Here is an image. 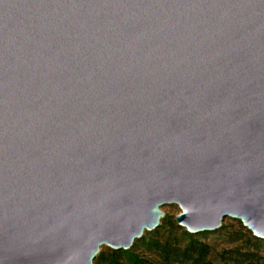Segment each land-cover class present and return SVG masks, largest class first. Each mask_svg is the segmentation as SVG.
<instances>
[{"label":"water","instance_id":"obj_1","mask_svg":"<svg viewBox=\"0 0 264 264\" xmlns=\"http://www.w3.org/2000/svg\"><path fill=\"white\" fill-rule=\"evenodd\" d=\"M166 205L264 240V0H0V264H95Z\"/></svg>","mask_w":264,"mask_h":264},{"label":"rangeland","instance_id":"obj_2","mask_svg":"<svg viewBox=\"0 0 264 264\" xmlns=\"http://www.w3.org/2000/svg\"><path fill=\"white\" fill-rule=\"evenodd\" d=\"M162 211L165 213V217L162 219L161 226L154 232H147L144 238L152 235L163 242L166 239H171L173 243H177L180 247H186L188 240L182 233L184 231L187 232V230L179 227L176 222V217L181 213L180 208L178 205H166L162 207ZM164 220L166 221L165 227L161 229ZM156 233L159 234L156 235ZM205 233L192 236L199 238L202 243L209 247L208 259L213 264H238V260L236 259L237 256L244 255V253L249 251L252 252L256 245L260 246L264 244V240L256 238L251 231L243 226L241 221L231 218H225L219 230ZM141 240L136 241L135 247ZM255 240L260 241V243L255 242ZM135 250L138 255L147 260L153 262L160 261L155 252L141 245H138ZM111 251L114 250H111L109 247H104L102 249L104 253H109ZM259 255L263 256L264 250L259 251Z\"/></svg>","mask_w":264,"mask_h":264},{"label":"trees","instance_id":"obj_3","mask_svg":"<svg viewBox=\"0 0 264 264\" xmlns=\"http://www.w3.org/2000/svg\"><path fill=\"white\" fill-rule=\"evenodd\" d=\"M166 221L162 224L161 229L165 227ZM159 233H156V235ZM207 234V233H205ZM182 235L188 240L187 246L182 248L171 239L164 242L152 235L142 239L138 245L155 252L160 261L153 262L147 260L132 248L128 251H111L109 253L101 252L96 259V264H213L209 259V247L202 243L199 238H195L186 231ZM260 243V241L255 240ZM264 250V244L255 246L254 251L244 253L236 257L238 264H264V255L260 256L259 251Z\"/></svg>","mask_w":264,"mask_h":264}]
</instances>
